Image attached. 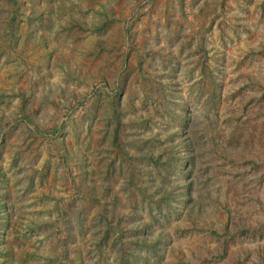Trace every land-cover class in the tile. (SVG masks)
Returning <instances> with one entry per match:
<instances>
[{"label": "rangeland", "instance_id": "rangeland-1", "mask_svg": "<svg viewBox=\"0 0 264 264\" xmlns=\"http://www.w3.org/2000/svg\"><path fill=\"white\" fill-rule=\"evenodd\" d=\"M0 264H264V0H0Z\"/></svg>", "mask_w": 264, "mask_h": 264}]
</instances>
